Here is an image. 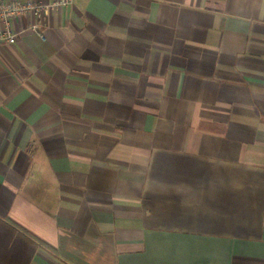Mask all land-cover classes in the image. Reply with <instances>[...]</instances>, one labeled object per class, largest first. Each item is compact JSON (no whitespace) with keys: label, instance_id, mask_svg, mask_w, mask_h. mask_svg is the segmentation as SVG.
Wrapping results in <instances>:
<instances>
[{"label":"crops","instance_id":"1","mask_svg":"<svg viewBox=\"0 0 264 264\" xmlns=\"http://www.w3.org/2000/svg\"><path fill=\"white\" fill-rule=\"evenodd\" d=\"M33 22L0 41V264H264V0Z\"/></svg>","mask_w":264,"mask_h":264},{"label":"built area","instance_id":"2","mask_svg":"<svg viewBox=\"0 0 264 264\" xmlns=\"http://www.w3.org/2000/svg\"><path fill=\"white\" fill-rule=\"evenodd\" d=\"M73 0H50L44 4L36 0H0V41L12 45L16 42L13 24L24 19H33L29 25L30 32L45 39L42 33L43 21L48 19L53 11L68 8Z\"/></svg>","mask_w":264,"mask_h":264}]
</instances>
